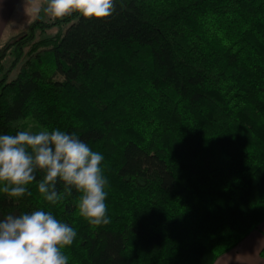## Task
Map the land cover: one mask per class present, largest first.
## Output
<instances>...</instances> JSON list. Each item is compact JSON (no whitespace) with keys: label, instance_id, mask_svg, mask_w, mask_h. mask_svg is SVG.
Here are the masks:
<instances>
[{"label":"trees","instance_id":"trees-1","mask_svg":"<svg viewBox=\"0 0 264 264\" xmlns=\"http://www.w3.org/2000/svg\"><path fill=\"white\" fill-rule=\"evenodd\" d=\"M27 119L103 155L111 222L89 225L74 190L46 202L40 171L31 196L0 193V218L50 211L77 233L68 264H213L264 220V0L36 18L0 44V135Z\"/></svg>","mask_w":264,"mask_h":264},{"label":"clouds","instance_id":"clouds-1","mask_svg":"<svg viewBox=\"0 0 264 264\" xmlns=\"http://www.w3.org/2000/svg\"><path fill=\"white\" fill-rule=\"evenodd\" d=\"M116 0H47L44 13L53 21L78 14L84 19L106 20ZM39 11V9H37ZM104 157L75 133L44 128L0 135V193L9 198L31 196L28 186L43 177L38 192L51 205L73 190L79 193L78 214L92 227L109 224L105 203L108 183L101 167ZM63 185V193L57 184ZM76 231L50 211L8 214L0 218V264H68L64 249Z\"/></svg>","mask_w":264,"mask_h":264},{"label":"crops","instance_id":"crops-1","mask_svg":"<svg viewBox=\"0 0 264 264\" xmlns=\"http://www.w3.org/2000/svg\"><path fill=\"white\" fill-rule=\"evenodd\" d=\"M27 5L20 7L16 4L10 18L3 26V3L0 0V44L18 32V22L24 15L29 14ZM31 17L29 16V19ZM213 264H264V220L257 229L248 234L237 246L219 256Z\"/></svg>","mask_w":264,"mask_h":264},{"label":"rangeland","instance_id":"rangeland-1","mask_svg":"<svg viewBox=\"0 0 264 264\" xmlns=\"http://www.w3.org/2000/svg\"><path fill=\"white\" fill-rule=\"evenodd\" d=\"M2 3H3V6H2V12H3L2 25L3 26H5L7 20L10 18V15L13 9L15 8L16 4L20 5V7L24 6L25 4H28L27 12H29V14L24 15L21 21L18 22V25H17L18 32L27 30L30 23L38 17L45 21L52 20L43 11V8L46 7L47 0H2ZM37 9H39V11H37ZM29 16L30 17L32 16L31 19H29ZM67 26H68L67 24H62L60 27L48 29L47 31L43 32V34L37 33L36 40L41 36L51 35L57 30L64 32ZM9 61H10V57L6 56V58L4 59V64L7 65ZM16 72H17L16 70L13 71V73L10 76V79L15 76ZM26 129H31L33 132H36L42 128L36 122H33L30 119H27Z\"/></svg>","mask_w":264,"mask_h":264}]
</instances>
